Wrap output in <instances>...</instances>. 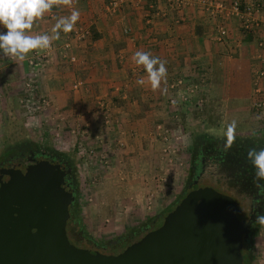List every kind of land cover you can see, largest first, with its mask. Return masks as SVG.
<instances>
[{
    "label": "rangeland",
    "instance_id": "374dc122",
    "mask_svg": "<svg viewBox=\"0 0 264 264\" xmlns=\"http://www.w3.org/2000/svg\"><path fill=\"white\" fill-rule=\"evenodd\" d=\"M110 1L103 0L98 13L105 11L119 17L125 2L142 4V0H117L114 10H109ZM232 1L159 0L157 7L148 4L150 16L170 26L183 22V10L188 5L199 10L208 26L211 49L216 47L221 53L211 54L204 64L196 63L187 72H168L167 84L162 85L168 88L165 110H171L147 121L143 134L133 130L138 128L134 120L137 115L127 119L113 116L101 97L85 94L92 86L81 78L62 85L55 76L51 51L63 59L57 60L65 63L67 69L78 61L70 49V39L81 41L90 31L79 20L72 32L63 33V41H54L49 50L30 52L23 61L5 57L0 50V153L24 143L50 147L70 161L76 213L68 215L65 228L73 245L115 253L147 229L131 232L143 221L155 219L157 226L160 217L187 189L191 160L199 152L192 148L194 137L206 136L213 144L225 141L223 132L235 119L236 137L250 136L258 146L264 145V0H235L241 8L245 4L257 5L255 10L238 13L231 11ZM124 30L130 32L126 26ZM6 31L0 26V33ZM34 33L41 32L32 29ZM78 33L82 36L77 37ZM238 40L248 43L240 48ZM230 62L231 71L225 69ZM214 64L220 66L214 69ZM76 91L80 92L73 93ZM91 103L94 107L88 106ZM92 128L120 130L110 138V134L102 137L92 133ZM121 128H127L128 133ZM213 144L202 153L204 159L195 185L208 184L229 193L246 210L255 181L251 175L247 179L242 176L239 165L245 164L239 156L224 154V158L216 159ZM258 232L263 234L264 225L256 227L253 238ZM241 249L244 252L245 245ZM250 262L257 264L252 256Z\"/></svg>",
    "mask_w": 264,
    "mask_h": 264
},
{
    "label": "water",
    "instance_id": "95a60500",
    "mask_svg": "<svg viewBox=\"0 0 264 264\" xmlns=\"http://www.w3.org/2000/svg\"><path fill=\"white\" fill-rule=\"evenodd\" d=\"M61 176L46 160L0 170V264H242L250 221L229 193L193 184L157 226L104 253L69 242Z\"/></svg>",
    "mask_w": 264,
    "mask_h": 264
},
{
    "label": "crops",
    "instance_id": "0c3cea01",
    "mask_svg": "<svg viewBox=\"0 0 264 264\" xmlns=\"http://www.w3.org/2000/svg\"><path fill=\"white\" fill-rule=\"evenodd\" d=\"M102 3L103 0H76L75 7L80 11L79 22H82L81 24L90 31L81 41H76L75 38L70 39V49L78 56L76 63L69 64L70 68L67 69V65L62 62L63 59L60 58L62 61L58 62L59 58L51 51L50 58L55 62L52 70L55 71V76L59 83L60 81L63 83L62 85H67L75 78H81L87 85L92 86L90 90L88 86L85 94L94 95V98L101 97L109 105L113 116L127 119V116L137 115L134 120L138 128L133 130L143 134L147 131L145 126L147 121L163 117L165 111L171 109L165 110L167 107L165 98L168 92L166 94H162L160 90L153 92L150 84L146 83L143 86L137 84V79L146 78L147 74L142 66H137L133 61L132 57L135 52H150L153 56L167 61L166 67L170 70L168 72L173 74L182 70L187 72L199 62L204 64L211 54L212 56L220 55L221 51L216 47L214 50L211 49V42H208V26L204 23L205 18L193 6L188 5L183 10L182 25L172 24L170 26L157 17L150 16V12H147L148 4L153 3L157 7L159 0L148 2L142 0V4L138 5L125 2V6L122 7L123 12L119 17L109 16L105 11L98 13ZM70 14L71 11L67 7H54L51 14H46L44 20L39 21L33 29H37L41 32L40 34L51 35V29L56 23L53 16L59 18ZM125 26L130 29V32H125ZM63 35L61 32L60 39L55 40V43L63 41ZM238 41H240L238 43L240 48L248 43ZM52 44L54 45V41ZM229 64L225 69L231 71L233 63ZM219 66L220 64H214V69ZM220 69H224L223 66ZM218 74V76H223V74ZM224 78L227 79V77ZM213 85L214 83L211 82V89ZM164 87L162 85V88ZM77 92L80 91L73 93ZM232 97L233 100L236 99L235 96ZM88 106L94 107L92 103ZM121 129L122 132L128 133L127 128ZM92 130H94L92 133H99V136L110 134V138H113L120 129L92 128ZM259 233L254 236L251 243V256L257 264L259 261L264 263V232L261 235Z\"/></svg>",
    "mask_w": 264,
    "mask_h": 264
},
{
    "label": "clouds",
    "instance_id": "9594fccd",
    "mask_svg": "<svg viewBox=\"0 0 264 264\" xmlns=\"http://www.w3.org/2000/svg\"><path fill=\"white\" fill-rule=\"evenodd\" d=\"M76 0H0V26L7 31L0 33V50L5 57L17 61L25 60L30 52H43L52 47V42L60 39V33L68 34L75 28L80 18V11L75 7ZM67 7L69 16L55 17L56 23L51 29V35L32 34V29L39 21H43L46 14H51L52 9ZM137 66H142L146 78L137 79L138 85L150 84L153 92L160 90L167 93L168 70L167 61L153 56L150 52L136 51L132 57ZM237 121L234 119L227 124L223 132L225 137L224 150H229L236 141ZM247 158L255 168L256 187L259 194L264 195V185L259 181L264 180V148L249 149ZM255 222L264 225V213L256 216Z\"/></svg>",
    "mask_w": 264,
    "mask_h": 264
},
{
    "label": "flooded vegetation",
    "instance_id": "af4514ba",
    "mask_svg": "<svg viewBox=\"0 0 264 264\" xmlns=\"http://www.w3.org/2000/svg\"><path fill=\"white\" fill-rule=\"evenodd\" d=\"M225 142L226 141L221 140L218 142L219 143L218 145H220L224 149ZM210 143H212V140L209 138L200 142V146L197 149L199 150V152L197 151L198 153L195 155L197 161L196 159L191 160L190 167L192 170L190 171L189 179L186 182L187 189L184 191V193L190 188H192L193 184H195V181L197 180V174L199 173V169L202 166L204 159V155L202 153H204L205 150L207 151L208 149H210ZM38 160H46L47 162L52 163L55 169L57 170L60 169L62 171L60 182L68 189H70L73 195L72 200L68 204V214L70 216L71 211L73 213L72 203L75 201V196H76L75 178L70 161L64 158L62 154L57 150H54L47 146H28L25 145L24 143L16 144L15 146L3 150L0 153V170L5 169L8 166L14 167L15 164H19V163L27 164L29 162L32 163ZM249 194H250V199H249L250 202L247 209L243 210L242 208V211H240L237 214L238 218H243V219L249 218L250 221L249 233L247 236H245L242 239V245H245V250H247L246 248H248L247 247L248 244L252 243L253 233L255 232L256 227H258L259 225L258 223L255 222L256 216L259 213L264 212V195L259 194V189L256 187V183L254 189L250 191ZM162 216L160 217L161 220H162ZM147 226H151V227L148 228ZM147 226L144 227L147 228L145 231L155 227V219L154 220L152 219L151 222L147 224ZM100 245L101 247H104L105 244L100 243Z\"/></svg>",
    "mask_w": 264,
    "mask_h": 264
},
{
    "label": "trees",
    "instance_id": "16d2710c",
    "mask_svg": "<svg viewBox=\"0 0 264 264\" xmlns=\"http://www.w3.org/2000/svg\"><path fill=\"white\" fill-rule=\"evenodd\" d=\"M196 137H194L191 140V143H192L191 145H192V148L194 150L199 148L201 141L207 139V138H205L206 136H202V138L201 137L200 138H198V137L196 138ZM249 137H242V138L236 137L235 143L227 151H225L220 145H218L219 143H217V142L215 144H213V145H214V149H215V151L217 153L215 158L218 159V160H220L224 154H227V155L230 154V156L234 157V158L239 156V159H241L242 162L245 164V166L239 165V169L243 171L242 176H244V178L247 179V178H249V175H251L252 176L251 179H254V181L256 183L255 168L253 167L251 162L248 160L247 153H248L249 149H251V148H256L257 150H259L260 148H264V145L263 146H261V145L258 146L257 141L255 139H253L252 137H250V138ZM213 145H212V147H213ZM224 157L225 156H223V158ZM236 163L238 164V161ZM191 170L192 169L190 167L189 171H191ZM259 183L260 184H264V180L259 181ZM72 207H73V209H75L74 207H76V196H75V201L72 203ZM73 213L74 214L72 216L75 215L76 211L74 210ZM71 214H72V211H71ZM147 224H148V222L143 221L142 223H140L139 226H137L134 229H131V232L133 233L134 230L137 229V228L138 229H144V227H146ZM247 247H248V248H246L247 250H245L244 252L241 251L242 264H249V262H250V258H251V249H250L251 243L248 244Z\"/></svg>",
    "mask_w": 264,
    "mask_h": 264
},
{
    "label": "built area",
    "instance_id": "2783aa9c",
    "mask_svg": "<svg viewBox=\"0 0 264 264\" xmlns=\"http://www.w3.org/2000/svg\"><path fill=\"white\" fill-rule=\"evenodd\" d=\"M116 3H117V0L110 1L109 2V5H108V9L109 10H114V8L116 6ZM255 6H257V5L254 4V5H251V7H250L247 4H245L244 7L241 8L240 7V4L237 1L233 0L232 3H231V11H233L235 13H238V12H241V11H244V10L246 12H249L250 8L253 9ZM216 7H222V5L221 4H217ZM254 10H255V8H254ZM218 28H219V32L222 33L223 32V29L221 27H218ZM80 36H82V33H78L77 34V37H80Z\"/></svg>",
    "mask_w": 264,
    "mask_h": 264
}]
</instances>
